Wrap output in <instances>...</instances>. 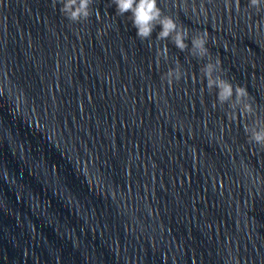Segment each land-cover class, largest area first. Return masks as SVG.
<instances>
[{
  "label": "clouds",
  "instance_id": "clouds-1",
  "mask_svg": "<svg viewBox=\"0 0 264 264\" xmlns=\"http://www.w3.org/2000/svg\"><path fill=\"white\" fill-rule=\"evenodd\" d=\"M57 3L62 5L59 11L72 23L87 21L93 15L90 9L93 0H52L54 8ZM111 3L115 6L117 15L129 14L132 27L136 30V37L141 41L150 40L153 32L159 26L160 31L156 35L157 40H170L180 52L188 50L191 56L206 59L207 62L201 67L200 72L203 79L206 80L207 89L211 91L215 88L217 90L219 105L223 106L227 103L234 112L239 107L241 114L256 115V110L249 102L247 88L239 85L234 86L228 78H225L219 57L213 60L212 54L206 46L209 41L207 31L192 35L190 38L191 48L189 49V44L186 43L189 40L188 28L178 25L175 18L165 14L162 8L158 6V0H111ZM226 6L231 7L230 4H226ZM262 6H264V0H249V7L255 8L257 11ZM236 9L239 10V0H236ZM96 15L99 18V10L96 11ZM100 31L101 29L98 30V32ZM156 55L157 64L160 58L167 60V45L158 49ZM183 76L184 73L177 63L174 68H169L161 78L171 85L174 81L179 82ZM245 132L248 134L249 143L264 148V120L257 117L251 125L245 127Z\"/></svg>",
  "mask_w": 264,
  "mask_h": 264
},
{
  "label": "water",
  "instance_id": "water-1",
  "mask_svg": "<svg viewBox=\"0 0 264 264\" xmlns=\"http://www.w3.org/2000/svg\"><path fill=\"white\" fill-rule=\"evenodd\" d=\"M236 4V0H233ZM239 10L264 47V6L259 11L249 7V0H239Z\"/></svg>",
  "mask_w": 264,
  "mask_h": 264
}]
</instances>
